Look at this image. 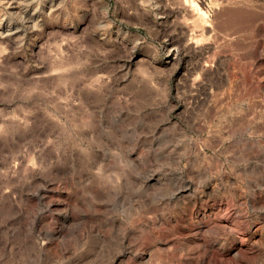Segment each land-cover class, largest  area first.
<instances>
[{
  "label": "rangeland",
  "instance_id": "374dc122",
  "mask_svg": "<svg viewBox=\"0 0 264 264\" xmlns=\"http://www.w3.org/2000/svg\"><path fill=\"white\" fill-rule=\"evenodd\" d=\"M0 34V264H264V0H0Z\"/></svg>",
  "mask_w": 264,
  "mask_h": 264
},
{
  "label": "bare ground",
  "instance_id": "6f19581e",
  "mask_svg": "<svg viewBox=\"0 0 264 264\" xmlns=\"http://www.w3.org/2000/svg\"><path fill=\"white\" fill-rule=\"evenodd\" d=\"M189 2V1H188ZM194 6V5H193ZM193 6H191L192 8H193ZM188 7V6H187ZM195 7V6H194ZM198 8V7H197ZM190 9V8H189ZM194 10H196V9H194ZM192 11V10H191ZM199 13V12H198ZM1 35V34H0Z\"/></svg>",
  "mask_w": 264,
  "mask_h": 264
}]
</instances>
